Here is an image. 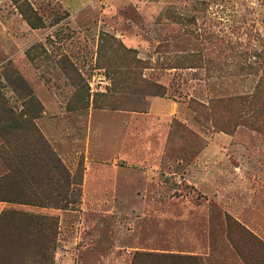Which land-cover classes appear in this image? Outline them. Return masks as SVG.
Returning <instances> with one entry per match:
<instances>
[{
	"label": "rangeland",
	"instance_id": "obj_1",
	"mask_svg": "<svg viewBox=\"0 0 264 264\" xmlns=\"http://www.w3.org/2000/svg\"><path fill=\"white\" fill-rule=\"evenodd\" d=\"M26 1L44 28L0 0L23 39L0 64V145L6 127L5 151H33L7 122L38 117L83 174V197L75 211L0 201V239L20 232L21 249L33 245L27 213L59 218L45 244L52 260L29 264L264 262L263 247L227 220L264 243V131L242 124L238 101L212 104L262 80L264 0ZM146 81L166 94L149 96ZM8 172L0 155V178Z\"/></svg>",
	"mask_w": 264,
	"mask_h": 264
},
{
	"label": "trees",
	"instance_id": "obj_2",
	"mask_svg": "<svg viewBox=\"0 0 264 264\" xmlns=\"http://www.w3.org/2000/svg\"><path fill=\"white\" fill-rule=\"evenodd\" d=\"M18 6L23 18L27 21L28 25L32 29H42L45 27L43 19L38 12L32 7L26 0H13ZM264 75V69H263ZM147 88H149V96H164L166 94V87L145 82ZM264 76L258 83L256 89L252 92L245 93L243 95H237L235 97H217L212 101V104L221 105L226 102L238 101L241 106L240 116L242 124L249 126L257 131H264ZM25 118L20 120L16 126L12 127V118H8V126L15 135H19L23 138L25 144H35L33 151L29 148H23V151H8L4 150L5 144L11 138L5 135V129L2 131L3 144L0 145V155L4 158L9 167V172L0 178V201L21 204L32 205L45 208L72 210L75 211L82 203L83 191V177L79 172L72 173L61 158L55 153L52 147L48 144L45 137L39 132L35 119ZM10 130H7L11 134ZM28 168H31L28 170ZM50 187L51 193L45 197L46 189ZM30 190H28V189ZM42 191V193H40ZM2 192V193H1ZM46 200H49L46 202ZM11 216L7 218H18V213H11ZM228 224L236 225L239 231L245 236L251 238V240L257 242V244L263 247L264 243L260 242L255 236L248 232L243 226L234 221L227 215ZM3 221V220H2ZM23 221L26 226H30L31 229L26 233L28 240L33 241L28 249H21L20 243H17V239L21 238L20 232L18 234L13 233V236H6L0 239V264H5L7 261L16 263L18 258L22 264H29L32 261H41L42 263L50 262L52 256L48 253L46 243L49 238H56L59 233V218L37 216L33 214H23ZM1 222V219H0ZM2 223V222H1ZM10 235V234H4ZM16 235V236H15ZM41 240V242H40ZM40 246V243H43ZM32 250H34L32 252ZM20 251H25L23 255H19ZM161 256L154 254L137 253L135 260L153 259ZM164 257V256H163ZM173 258L192 260L193 263L198 264V258L189 256L187 258L174 256ZM250 257L248 264H264L261 260L253 259ZM4 260H6L4 262Z\"/></svg>",
	"mask_w": 264,
	"mask_h": 264
},
{
	"label": "crops",
	"instance_id": "obj_3",
	"mask_svg": "<svg viewBox=\"0 0 264 264\" xmlns=\"http://www.w3.org/2000/svg\"><path fill=\"white\" fill-rule=\"evenodd\" d=\"M13 21L0 17V64L13 57L12 51L22 53V37L13 29ZM244 224V221L241 220Z\"/></svg>",
	"mask_w": 264,
	"mask_h": 264
}]
</instances>
